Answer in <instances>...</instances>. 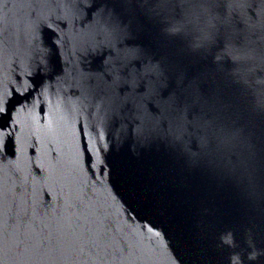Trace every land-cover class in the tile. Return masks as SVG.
Segmentation results:
<instances>
[{
  "label": "water",
  "instance_id": "1",
  "mask_svg": "<svg viewBox=\"0 0 264 264\" xmlns=\"http://www.w3.org/2000/svg\"><path fill=\"white\" fill-rule=\"evenodd\" d=\"M0 264H264V0H0Z\"/></svg>",
  "mask_w": 264,
  "mask_h": 264
}]
</instances>
